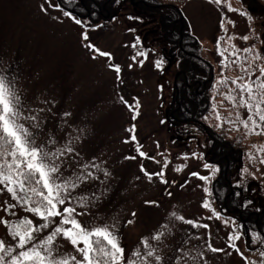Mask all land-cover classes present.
I'll return each mask as SVG.
<instances>
[{
	"label": "rangeland",
	"instance_id": "374dc122",
	"mask_svg": "<svg viewBox=\"0 0 264 264\" xmlns=\"http://www.w3.org/2000/svg\"><path fill=\"white\" fill-rule=\"evenodd\" d=\"M155 1L175 3V12L182 15L199 44V55L211 66L209 103L200 121L241 148L231 172L233 187L241 195L239 204L264 209V133L255 134L243 126L249 113L240 104L241 92L234 83L237 78L240 82L248 79L249 73L255 79L264 66V0ZM144 4L112 0L111 17L87 26L86 19L78 25L64 15L68 11L55 0H0V69L14 80L25 114L37 118L39 128H33L32 121L26 126L38 144L52 150L71 140L74 151L60 158L63 176L93 174L72 192L89 200L87 207L73 201L77 212L85 213L77 218L86 227L115 224L126 258L137 248L146 251L142 240L147 238L163 257L153 264H264V242L257 230L212 196L211 183L219 167L208 157L204 126L168 121L181 56L160 41L159 12L167 13L169 7ZM89 44L111 57L99 55ZM245 48L252 51L243 52ZM157 60H162L160 68L155 66ZM121 97L128 104L138 101V115ZM133 125L135 131L130 133ZM133 134L136 141L130 139ZM49 139L56 144L47 145ZM85 164L89 165L86 170ZM162 170L163 176L152 179L146 174ZM204 201L210 203L209 208L203 207ZM9 204L16 207L9 211ZM25 216L42 223L6 190L0 192V220L16 222ZM161 231L164 235L159 241L152 239ZM0 239L15 244L3 223ZM56 243L63 252L75 254L69 241L58 238ZM209 245L224 251L212 252Z\"/></svg>",
	"mask_w": 264,
	"mask_h": 264
},
{
	"label": "snow or ice",
	"instance_id": "6c2138e0",
	"mask_svg": "<svg viewBox=\"0 0 264 264\" xmlns=\"http://www.w3.org/2000/svg\"><path fill=\"white\" fill-rule=\"evenodd\" d=\"M216 2L219 3L220 0ZM231 10L237 11L235 8ZM64 15L70 16L78 25L85 23L73 16L71 12H65ZM82 36L83 39H88L87 32H84ZM243 39L247 40L248 37L245 36ZM87 47L101 56L111 57L110 53L100 51L94 45L89 44ZM242 51L251 52L252 50L245 48ZM138 55L146 56V53L140 52ZM233 55L239 58L238 53H233ZM135 59L136 57H133V60ZM161 65L162 60H157L155 66L160 68ZM115 71L120 72L119 66H116ZM244 71L248 73L249 69L245 68ZM258 71L260 75L255 79H252L254 73H249L248 79L240 82L241 78H237L234 83L241 92L240 104L246 107L249 113L248 117L242 121L243 126L251 127V131L255 134H262L264 133V66H260ZM229 98L235 100V97L230 96ZM121 100L138 115V101L128 104L123 97ZM68 115L70 114L65 113V116ZM27 121H32L33 128H39L36 116L25 114L22 98L14 80L0 69V192L6 190L16 202L24 207L26 212L39 217L42 221L36 224L27 216L16 222L7 219L0 220V223L7 226L15 241V244H6L0 239V264H145V262L153 264V262H161L163 257L147 238L142 240L146 251L141 252L137 248L130 257L126 258V249L121 245L115 224H97L86 227L81 223L77 217L85 213L77 212L73 201L87 207L89 200L85 196L75 197L72 192L93 174L84 172L74 177H64L61 172L60 158L65 152L74 151L70 146L71 140L63 148L57 147L54 150L45 144H38L36 136L26 126ZM129 131L134 133L135 125ZM130 139L136 141V136L133 134ZM54 144H56L54 139L47 141V145ZM139 155L143 157L146 153L139 151ZM129 158L135 159L136 157ZM261 162L264 163V161ZM83 167L86 170L89 165L85 164ZM92 167L98 168L99 165L93 164ZM141 167L143 171V166ZM204 167L212 168V165L205 164ZM146 174L149 179H152L153 176H163L164 172L162 170ZM105 175L108 173L106 172ZM192 175L199 174L192 173ZM200 179L208 180L209 177L200 176ZM164 183L168 181L164 180ZM207 191L208 189H205V192ZM61 206H64L62 211ZM15 207L16 204L7 206L9 211ZM203 207L209 208L210 203L204 201ZM172 216H176V213L173 212ZM56 217L60 218L59 221L55 219ZM178 219L184 220L185 217L180 216ZM128 223L131 224L132 221ZM187 223L194 225L195 221L187 220ZM202 227L208 228L209 225L204 224ZM46 229L50 231L46 235H40ZM163 235L161 231L152 239L159 241ZM58 238L69 241L75 254L63 252L60 245L56 243ZM235 238L240 237L237 235ZM209 249L212 252L224 251V249H217L211 245Z\"/></svg>",
	"mask_w": 264,
	"mask_h": 264
},
{
	"label": "trees",
	"instance_id": "16d2710c",
	"mask_svg": "<svg viewBox=\"0 0 264 264\" xmlns=\"http://www.w3.org/2000/svg\"><path fill=\"white\" fill-rule=\"evenodd\" d=\"M112 0H55L58 6L74 16L89 23L99 24L111 17L109 5ZM254 1V0H252ZM144 7H169V11L159 12L160 41L166 42L169 49L176 48L181 56L179 68L174 77L173 93L167 108V118L171 124L196 122L204 126L203 131L209 139L207 148L211 162L219 167L217 177L211 183L212 196L225 210L238 218L249 222L264 242V209L251 210L239 204L241 195L236 192L231 181L234 163L239 161L241 148L209 125H204L200 117L209 103L208 90L211 87V66L199 55V44L188 32L185 19L180 15L175 3H163L152 0ZM172 13L175 15H168Z\"/></svg>",
	"mask_w": 264,
	"mask_h": 264
},
{
	"label": "flooded vegetation",
	"instance_id": "af4514ba",
	"mask_svg": "<svg viewBox=\"0 0 264 264\" xmlns=\"http://www.w3.org/2000/svg\"><path fill=\"white\" fill-rule=\"evenodd\" d=\"M135 2V4H139V3H142L143 0H133Z\"/></svg>",
	"mask_w": 264,
	"mask_h": 264
}]
</instances>
